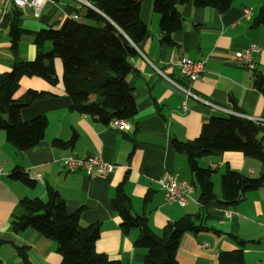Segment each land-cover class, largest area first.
Instances as JSON below:
<instances>
[{"label": "crops", "instance_id": "1", "mask_svg": "<svg viewBox=\"0 0 264 264\" xmlns=\"http://www.w3.org/2000/svg\"><path fill=\"white\" fill-rule=\"evenodd\" d=\"M262 7L264 0H234L226 12L219 13L212 8L182 4L177 7L183 19L181 28L172 33L173 45H168L161 41L159 15L151 10V1L142 0L140 19L147 36L138 44L137 56L131 61L134 72L126 76L137 109L135 117L126 120L130 124L128 129L117 128V120L103 125L95 118L72 111L58 59L53 61L58 80L55 85L37 77H21L15 98L28 89L51 96L31 103L19 114L23 121L39 116L46 119L44 138L35 147L18 152L6 142L0 130V264H22L17 256V249L22 248L28 249L30 264H60L55 242L30 228L19 233L10 228L11 214L18 202L24 198L44 199L47 187L57 192L67 213L84 208L80 217L82 226L100 223L96 252L121 264H141L145 257L144 249L133 246L138 232L122 234L119 219L110 209V197L121 182L133 212L146 218L154 234H159L167 222L200 213L198 188H194L185 206L169 205L164 202L157 180L166 171L190 180L184 156L175 152L171 143L174 139L186 142L197 138L201 125L211 116L240 114L242 118L264 120V93L255 86L257 82L264 89V26H252ZM78 9L73 0H53V4H46L40 16L34 18L31 8L8 6L0 14V74L14 64L8 32L14 11L21 18V29L28 32L20 37L17 58L31 61L35 50L29 33L47 27L60 29ZM245 11L249 19L244 16ZM250 44L257 45L260 52L252 54L248 63H237L234 54ZM49 49L46 44L45 51ZM184 57L204 61V73L193 84L175 67ZM155 69L173 83L189 87L191 96L184 98ZM73 131L77 138L72 147L52 145L54 140L67 142ZM68 156L79 159L98 156L114 164L115 169L91 176L80 171L68 173L60 162ZM198 166L212 170L209 180L217 199L220 176L226 169L247 178L264 174L263 164L237 152L203 157L198 159ZM15 167L25 173L40 174L41 181H34L30 188L9 178ZM199 223L202 230L181 236L177 264H216L219 253L238 248L237 241L244 242V264H264V183L259 189L247 192L234 206L208 204ZM201 244H205L202 249Z\"/></svg>", "mask_w": 264, "mask_h": 264}, {"label": "trees", "instance_id": "2", "mask_svg": "<svg viewBox=\"0 0 264 264\" xmlns=\"http://www.w3.org/2000/svg\"><path fill=\"white\" fill-rule=\"evenodd\" d=\"M91 8L80 6L75 12L78 20L68 19L62 28H41L29 33L35 57L31 61L17 58L20 37L28 33L21 29V18L14 11L9 20L10 50L14 57L13 67L0 74V130L6 142L18 152H25L43 138L47 127L43 116L30 121L21 120V109L31 103L50 97L51 94L26 90L15 98L19 79L37 77L55 85L57 76L53 61L58 59L62 67V85L70 99V109L78 114L95 118L103 125L113 120L133 119L137 113L136 103L131 95L126 76L134 72L132 60L137 56L138 44L147 36L146 26L140 19L142 0H86ZM151 10L159 15L161 41L173 45L172 33L179 30L183 19L177 7L191 3L196 8H212L219 13L226 12L234 0H150ZM252 26H264V7L259 10ZM50 44L49 51L45 45ZM255 86L264 93L256 82ZM77 138L73 131L67 142L52 141L54 147H72ZM175 152L186 160L189 182L198 188L200 213L184 215L176 221L167 222L159 234L147 226L144 216L136 215L129 197L123 191V182L118 184L110 197V209L119 219L122 234L138 232L133 246L145 250L141 264H177L176 251L184 233H197L203 228L199 219L206 212L208 204L218 202L223 206L240 203L249 191L259 189L264 183V174L258 178H247L240 173L226 169L220 176V198L213 192L209 180L212 170L201 169L198 159L225 152L241 153L253 158L264 167V127L234 115L211 116L202 124L197 138L171 143ZM9 178L33 187L27 173L15 167ZM84 208L67 213L63 200L50 187L46 188L44 199H21L11 214L10 228L19 233L28 228L42 237L55 242L61 257L60 264H121L95 250L99 237L100 223L87 226L80 224ZM233 240L236 237L228 235ZM238 248L217 255L216 264H244L243 241H237ZM22 264L28 261V249H17Z\"/></svg>", "mask_w": 264, "mask_h": 264}, {"label": "built area", "instance_id": "3", "mask_svg": "<svg viewBox=\"0 0 264 264\" xmlns=\"http://www.w3.org/2000/svg\"><path fill=\"white\" fill-rule=\"evenodd\" d=\"M78 6H86L91 8V5L86 0H73ZM48 3L53 4V0H0V14H4L8 6L24 9L31 8L32 15L34 18H38L44 8ZM246 19L250 18L247 11L244 12ZM78 15L73 13L69 19L78 20ZM260 48L255 44H250L242 52L234 54V59L237 63L250 61L252 54L259 53ZM178 72L182 77H184L189 84H193L198 81L204 73V61H192L186 57L182 58L179 62L175 64ZM157 73L163 76V74L155 69ZM170 84L177 89L179 93L183 95L184 98L191 96V91L189 87H182L176 83H173L171 79L163 76ZM237 117L242 116L240 114H235ZM252 123L264 127V120L253 117H246ZM130 126L129 122L126 120H117V128L128 129ZM64 169L68 173L82 172L85 176H91L93 174L101 173H111L115 169V165L111 163H106L102 161L98 156H90L85 159L74 158L72 156L65 157L60 160ZM28 178L31 181H41V175L38 173H27ZM158 189L163 192L164 202L166 204H177L180 207L185 206L189 196L194 190V187L188 180L181 178L178 174L171 171H166L157 180ZM205 244H201L200 248H204Z\"/></svg>", "mask_w": 264, "mask_h": 264}, {"label": "rangeland", "instance_id": "4", "mask_svg": "<svg viewBox=\"0 0 264 264\" xmlns=\"http://www.w3.org/2000/svg\"><path fill=\"white\" fill-rule=\"evenodd\" d=\"M48 46H50V44L48 43Z\"/></svg>", "mask_w": 264, "mask_h": 264}]
</instances>
